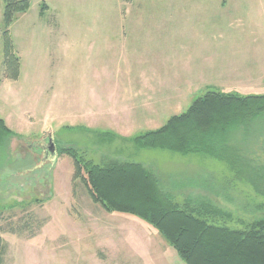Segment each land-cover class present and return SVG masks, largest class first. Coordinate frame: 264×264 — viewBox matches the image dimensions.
I'll use <instances>...</instances> for the list:
<instances>
[{"label": "rangeland", "instance_id": "1", "mask_svg": "<svg viewBox=\"0 0 264 264\" xmlns=\"http://www.w3.org/2000/svg\"><path fill=\"white\" fill-rule=\"evenodd\" d=\"M29 1L30 10L16 19L24 15L31 25L43 22L47 27L60 26L61 32L25 26L16 38L17 28L12 25L10 35L21 60V76L18 81L7 79L6 4L0 0V118L12 131L0 141V237L4 247L0 264H134L135 260L141 264L144 260L142 255L136 259L129 255V229L134 228L129 223L142 220L110 214L94 203L84 183L74 179V161L62 153L64 148L76 151L86 163L107 167L117 159L142 164L169 185L187 184L180 190L183 194L177 191L178 198L201 194L211 198L232 214L230 220L221 219V225L242 230L245 223L264 218V197L259 193L264 191V115L247 129L232 133V146L245 149V161L235 170L205 154L184 156L143 149L133 141L182 114L191 99L176 98L172 90L163 95V91L155 92L154 83L143 90L146 98L129 99L125 91L101 100L93 96L94 92H110L114 85L110 72L129 67L130 41L156 53L158 34L161 48L168 49L171 58L180 53L185 61L191 60L189 66L200 71L210 61L212 81L223 78V83L235 85L226 90L203 89L192 102L209 92L264 95V75L258 81L262 88L251 91L239 88L240 76L219 74L229 62L249 67L254 78L260 71L264 74V0ZM44 5L46 16L41 15ZM158 21H164L160 32ZM78 28L86 33L80 41ZM207 44L215 47L212 56L204 52ZM165 69L173 74L175 67L166 64ZM92 71H99L100 81L93 79ZM99 102L105 109L102 116L86 118ZM50 135L58 156L42 164L40 145L48 143ZM217 148H223L222 144ZM137 244L141 247L135 250L152 255L154 261L148 257L147 262L172 264L169 253H173L184 264L168 243L166 256H161L164 248L160 245Z\"/></svg>", "mask_w": 264, "mask_h": 264}, {"label": "trees", "instance_id": "2", "mask_svg": "<svg viewBox=\"0 0 264 264\" xmlns=\"http://www.w3.org/2000/svg\"><path fill=\"white\" fill-rule=\"evenodd\" d=\"M5 4V77L18 81L21 60L15 53L10 28L18 14L30 10L31 3L5 0ZM45 8L44 5L41 15ZM261 115L264 95L209 92L186 112L170 118L162 128L137 136L135 142L143 149L168 150L184 156L205 154L236 170L237 164L245 161V149L233 147L231 135L247 129ZM11 135L12 131L0 119V141ZM219 144L223 148H217ZM62 153L74 161V179L84 183L94 203L110 214L143 220L166 240L184 264H264V218L245 223L242 230L233 229L220 224L221 219H232V214L211 198L201 194L179 199L177 191L183 194L180 190L187 184L169 185L160 174L142 164L116 159L103 167L82 161L70 148H64ZM259 193L264 197V191ZM3 251L0 237V261Z\"/></svg>", "mask_w": 264, "mask_h": 264}, {"label": "crops", "instance_id": "3", "mask_svg": "<svg viewBox=\"0 0 264 264\" xmlns=\"http://www.w3.org/2000/svg\"><path fill=\"white\" fill-rule=\"evenodd\" d=\"M131 14L133 13L129 11V16H132ZM45 16H46V13H45ZM21 18L22 19L17 18L13 24V26L15 25L14 29L17 28L16 38H18L19 34L21 33L20 32L21 28L25 29L26 28L25 26H30V27L31 26L32 27L41 26L42 30L48 29L49 33H52V34L56 33V31L61 32V30H58L60 26L47 27L46 24L43 22L42 24L34 22L35 25L33 24L31 25V23L27 22L28 21L27 17H25L24 15L23 16L21 15ZM162 26H164V21L163 22L158 21L159 32L161 31V29H164ZM131 33H133V31ZM77 34H79L77 40L80 41V39L85 38L86 33L83 30V28H78ZM129 34H130V31H129ZM159 38L160 37L158 34V50L156 53H150L149 51H147L148 49L139 48L137 45H134L132 41H130L129 42V67L126 69L118 68L117 70L110 72L109 74L111 75V77L109 78V80L111 83H114V85H112L110 88V92L105 93V94L103 93L97 94L96 92H94L93 96L100 98L101 100V98H105V97H110V98L117 97L119 96V93H118L119 91H125L127 92L126 95H129L130 97L129 99L146 98V96L143 95V90L147 91L146 88H148V84L154 83L155 92L163 91V92H160L163 95L165 94L164 92L166 90H172L174 93L173 96L176 98L191 99L186 106L188 110L192 106V104L196 101L194 100L192 102V97H195L197 92H200L203 89H207L212 86H215L217 88L220 87L222 88V90L231 89L235 87V85L223 83V81H221V79L223 78L218 79L220 80L218 82L211 80V77L212 76L214 77L215 75H213L214 66L212 65V63H210V61L205 63L206 65H202V67L204 66L205 69L200 71V69L194 70L193 69L194 66H189V62H191V60L185 61V59L182 57L180 53H173V56L171 58L172 54L169 53L168 49H166L165 47L161 48V43H160ZM139 39L142 40V38H139ZM129 40H130V37H129ZM214 49L215 47L213 45L207 44L204 47V52L208 51V55L212 56ZM172 60L173 62L171 63ZM166 64L174 65L175 70H173V74L170 71H166L165 69ZM182 65L186 66L185 67L186 73L185 72L182 73V70H181ZM51 66H54V63H52ZM222 71H220L219 74L222 75L223 73H226L228 75L227 78L229 76L230 77L235 76L234 78H237L238 76H240L238 77L239 79L237 78L238 80H242L240 81L241 85H239L240 86L239 88L251 90V91H256L262 88L261 84L258 81L263 80V76H262L264 75L262 74L263 71H260L257 74L258 76L254 78V76L253 77L251 76L254 74H251V69L249 67L244 68L243 66H241V64H238L235 62H232V63L229 62L228 67H222ZM253 72L255 71L253 70ZM92 73H93V79L97 78L98 81L101 80V75L99 71H92ZM243 75L247 76L246 80H243L242 78ZM51 79L55 81V79L52 78V76H51ZM91 80H92V76H91ZM120 82L126 83V85L125 86L119 85ZM255 82L257 83V86L253 84ZM136 95L137 97H134ZM242 95L243 96H261L256 93L255 94L248 93L246 95L244 94ZM187 110L182 111L181 113H184ZM104 111L105 109L102 108L99 102V107L95 108L94 110H90L88 114L86 113V118H88L87 116L93 117V118L102 116ZM153 127H156V126H153ZM132 128L133 127H131L130 129ZM132 139L135 142V139L134 138ZM139 222L140 221L132 220L129 223L130 226L134 227L132 229H129V232H131L130 238L132 240L131 241L132 244L129 245V250H130L129 255H130V258H133V259H136L140 255H142L141 257L144 260H141L142 261L141 264H145V263L153 264L154 259L152 258V255H149L150 254L149 251L145 250V252H140V251L135 250V249H140L141 247L137 243L147 242L145 247H149V248L152 246L160 245L161 249L164 248V250L160 252L161 256L167 255V251H166L167 247L165 248V246H167L168 244L165 242L164 238L153 227L145 223L143 220H142L143 223H139ZM169 254L171 255L170 262L172 264H177L178 261H177V257H175L176 255L174 256L173 253H169ZM148 257L152 258L153 261L147 262L145 258H148ZM134 264H138V262H136L135 260Z\"/></svg>", "mask_w": 264, "mask_h": 264}, {"label": "water", "instance_id": "4", "mask_svg": "<svg viewBox=\"0 0 264 264\" xmlns=\"http://www.w3.org/2000/svg\"><path fill=\"white\" fill-rule=\"evenodd\" d=\"M43 159H42V164L51 161L54 162L57 159V150L55 147V141L53 138V135H50L48 137V143L43 145Z\"/></svg>", "mask_w": 264, "mask_h": 264}, {"label": "flooded vegetation", "instance_id": "5", "mask_svg": "<svg viewBox=\"0 0 264 264\" xmlns=\"http://www.w3.org/2000/svg\"><path fill=\"white\" fill-rule=\"evenodd\" d=\"M44 142H45V141H44ZM43 144H44V143H42V144L40 145V149L42 150V152H43V149H42V148H43Z\"/></svg>", "mask_w": 264, "mask_h": 264}]
</instances>
